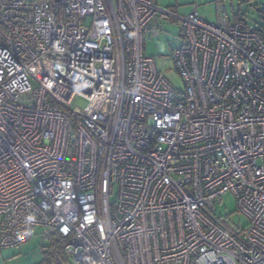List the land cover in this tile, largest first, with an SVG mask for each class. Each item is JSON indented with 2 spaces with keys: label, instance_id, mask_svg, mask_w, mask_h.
<instances>
[{
  "label": "built area",
  "instance_id": "obj_1",
  "mask_svg": "<svg viewBox=\"0 0 264 264\" xmlns=\"http://www.w3.org/2000/svg\"><path fill=\"white\" fill-rule=\"evenodd\" d=\"M168 16L181 89L143 50ZM37 227L70 264H264V30L153 0H0V248Z\"/></svg>",
  "mask_w": 264,
  "mask_h": 264
},
{
  "label": "rangeland",
  "instance_id": "obj_2",
  "mask_svg": "<svg viewBox=\"0 0 264 264\" xmlns=\"http://www.w3.org/2000/svg\"><path fill=\"white\" fill-rule=\"evenodd\" d=\"M161 7L173 11L177 17L187 14L194 5L197 6L201 18L216 22L219 15H226L233 21L234 14L240 12L250 29L264 28V0H153ZM154 28H161L158 36L146 35L143 41V50L147 56L154 59L157 69L177 89L182 84L179 76L174 71L171 61V51L182 43L180 37L181 25L178 18L168 16L166 19L155 17L151 22ZM79 100L78 104L83 105ZM215 213L223 217L225 224L232 230L244 227L247 218L238 211L235 198L230 193H225L221 199L214 202ZM40 227H37L32 237L23 244L0 248V264H47V245L43 242ZM64 262L70 264L68 257L63 254Z\"/></svg>",
  "mask_w": 264,
  "mask_h": 264
},
{
  "label": "trees",
  "instance_id": "obj_3",
  "mask_svg": "<svg viewBox=\"0 0 264 264\" xmlns=\"http://www.w3.org/2000/svg\"><path fill=\"white\" fill-rule=\"evenodd\" d=\"M234 17L233 20H242L244 21L242 14L240 12L233 13ZM255 30H264V28L261 29H255ZM62 240H60L57 237H53L50 241V243L47 245V251H46V262L47 264H55L57 260L62 261L63 264H67L64 262V256L62 251Z\"/></svg>",
  "mask_w": 264,
  "mask_h": 264
},
{
  "label": "water",
  "instance_id": "obj_4",
  "mask_svg": "<svg viewBox=\"0 0 264 264\" xmlns=\"http://www.w3.org/2000/svg\"><path fill=\"white\" fill-rule=\"evenodd\" d=\"M55 264H63V263H62V261L57 260V261L55 262Z\"/></svg>",
  "mask_w": 264,
  "mask_h": 264
},
{
  "label": "crops",
  "instance_id": "obj_5",
  "mask_svg": "<svg viewBox=\"0 0 264 264\" xmlns=\"http://www.w3.org/2000/svg\"><path fill=\"white\" fill-rule=\"evenodd\" d=\"M161 7V6H160ZM196 10H197V6H196ZM197 12H198V10H197ZM184 15V14H183ZM182 16V15H181Z\"/></svg>",
  "mask_w": 264,
  "mask_h": 264
}]
</instances>
